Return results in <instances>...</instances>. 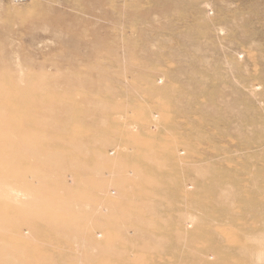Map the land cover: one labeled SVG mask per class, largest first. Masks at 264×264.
Listing matches in <instances>:
<instances>
[{
    "label": "rangeland",
    "instance_id": "rangeland-1",
    "mask_svg": "<svg viewBox=\"0 0 264 264\" xmlns=\"http://www.w3.org/2000/svg\"><path fill=\"white\" fill-rule=\"evenodd\" d=\"M0 264H264V0H0Z\"/></svg>",
    "mask_w": 264,
    "mask_h": 264
}]
</instances>
